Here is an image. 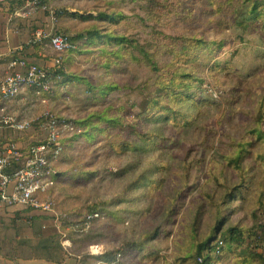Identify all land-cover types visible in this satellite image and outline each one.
Segmentation results:
<instances>
[{
  "label": "rangeland",
  "instance_id": "1",
  "mask_svg": "<svg viewBox=\"0 0 264 264\" xmlns=\"http://www.w3.org/2000/svg\"><path fill=\"white\" fill-rule=\"evenodd\" d=\"M256 1L49 0L22 17L17 0L30 32L84 34L75 52L61 54L62 85L40 95L25 89L18 111L7 110L32 121L37 142L45 113L75 128L42 196L73 264H87L95 244L102 254L122 250L123 264H196V243L241 178L249 189L221 207L219 231L237 227L243 242L225 241L209 264H264V11L251 13ZM50 51L41 55L52 59L49 69ZM92 212L99 217L88 229H70Z\"/></svg>",
  "mask_w": 264,
  "mask_h": 264
},
{
  "label": "built area",
  "instance_id": "2",
  "mask_svg": "<svg viewBox=\"0 0 264 264\" xmlns=\"http://www.w3.org/2000/svg\"><path fill=\"white\" fill-rule=\"evenodd\" d=\"M7 0H0L4 3ZM49 0H23L18 13L22 17L28 15L33 8L46 10ZM17 14V13H16ZM51 18L54 14L50 12ZM27 46L42 55L47 50L56 54L52 68H46L33 62H29L24 56L17 55L10 59L8 72L0 78V127L11 128L16 131H26L32 121H17L7 113V105L12 102L25 89H31L37 95L48 92L53 79L50 71L60 69L61 54L72 49L74 44L69 36L60 32H52L43 26H35L31 29L27 40ZM38 126L44 133V139L26 148H20L13 142H8L0 149V209L21 206L44 213L53 211L51 200H45L42 196L55 185V170L53 161L63 150L62 139L65 132H74V126L65 121L58 120L54 116L45 113L38 120ZM17 165V168L14 166ZM99 217L97 212L88 213L82 221L73 223L70 229L81 233L88 229L91 222ZM54 223L61 227L60 220L55 217ZM65 244V243H64ZM222 241H218V252ZM89 255L102 254L101 245L95 244L89 248ZM74 264H81L79 257ZM95 264H105L96 260Z\"/></svg>",
  "mask_w": 264,
  "mask_h": 264
},
{
  "label": "crops",
  "instance_id": "3",
  "mask_svg": "<svg viewBox=\"0 0 264 264\" xmlns=\"http://www.w3.org/2000/svg\"><path fill=\"white\" fill-rule=\"evenodd\" d=\"M19 5L17 0L0 3V78L8 72L10 59L19 54L29 62L46 68L52 66L50 57L41 56L27 46L30 27L26 19L15 15V7ZM16 99L18 96L7 105L10 112L18 111L13 109ZM34 133L0 127V149L8 142L20 148L39 143ZM53 220L49 214L21 206L0 209V264H73L74 259L65 251L61 232ZM70 242L74 247L73 241ZM95 261L96 258L90 257L87 264Z\"/></svg>",
  "mask_w": 264,
  "mask_h": 264
},
{
  "label": "trees",
  "instance_id": "4",
  "mask_svg": "<svg viewBox=\"0 0 264 264\" xmlns=\"http://www.w3.org/2000/svg\"><path fill=\"white\" fill-rule=\"evenodd\" d=\"M252 6V7H251ZM251 13H254L255 10H258L259 8L262 9V11H264V0H260V1H256V3H252L251 4ZM56 13L61 16L63 14L62 10H57ZM92 36H96L101 38L102 34H100L97 30H92L89 31ZM105 38L109 39V40H119L122 41L124 40L123 37H115V36H111L109 34H105L104 36ZM84 38V34H77L76 36H69L70 41L74 44V47L72 49H69L70 52H75L78 49V43L77 40ZM50 74L52 76L53 79V84L58 86V85H62L63 82H60L59 78L62 77L64 75V71L62 69L56 70V71H50ZM189 76V74H188ZM161 97L163 96V94H159ZM164 95H166V97H170L168 93H165ZM158 98H152L151 100L154 102V104H156L158 102L157 100ZM173 112L172 110H166V114H165V118L168 119L170 113ZM61 120V119H60ZM113 122L115 121L114 119H111ZM79 132V130H78ZM258 137H263L264 138V133L260 132L258 133ZM234 161L237 162V164L240 162L241 159V155H237L236 158H233ZM239 165V164H238ZM18 166L15 165L14 168H17ZM56 179V176H55ZM241 182L239 184H236L234 186H231L229 188H227V190L225 191V193L222 196V199L220 201V203L217 206V215H216V221H215V225L212 227V231L211 233L203 240L199 241L196 243L195 245V254H196V264H209L210 261L212 260L213 257L219 255V253L224 249L225 245V241L228 244V248L236 243V244H240L241 242H243L244 239V233L237 227H229L224 231H219L220 225L222 224L223 220H224V216L223 214L221 215V207L229 202H232L235 199H243L244 198V193L248 188L247 185V180L244 178H241ZM249 189V188H248ZM96 211V210H93ZM220 233V236L222 237L221 240H216V233ZM217 241H222V245L219 248L218 254L216 251V246L218 244ZM144 243H141V245H143ZM226 246V247H227ZM124 252L122 250H119L118 252L114 253V252H105L101 255L98 256H89V257H93L96 258V260H101L104 263H113V264H123L121 261H119V257H121V255H123Z\"/></svg>",
  "mask_w": 264,
  "mask_h": 264
}]
</instances>
